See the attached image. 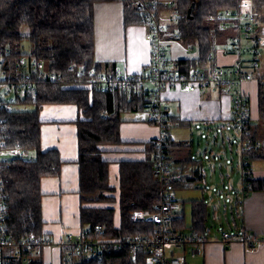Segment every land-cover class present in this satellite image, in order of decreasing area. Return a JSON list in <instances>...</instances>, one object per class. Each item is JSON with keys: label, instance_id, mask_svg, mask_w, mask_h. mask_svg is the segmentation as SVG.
<instances>
[{"label": "trees", "instance_id": "1", "mask_svg": "<svg viewBox=\"0 0 264 264\" xmlns=\"http://www.w3.org/2000/svg\"><path fill=\"white\" fill-rule=\"evenodd\" d=\"M109 1L121 2L124 25L141 24L138 10L130 0H0V149L19 148L24 153H33L30 160L19 156L0 160V178L9 194L5 231L10 239L28 235L48 237L42 231L40 179L58 176L63 161L57 149H40L39 112L47 103L75 104L85 117L75 121L81 229L87 227L93 237L154 234L155 223L130 219L133 210H154L160 201L158 181L152 171V154L156 150L154 140L147 142L146 158L118 162V227L113 223L112 207L84 205L114 200L113 196L106 194L114 191V187L109 184V161L103 159L100 146L122 143L120 124L125 120L123 114L145 111L151 98L149 89L127 93L119 89L102 92L93 87L89 95L88 88L78 86L89 82L98 73L115 69L114 61L101 63L94 57V4ZM171 1L169 7L160 5V9L166 8L178 14L177 21L169 25V32L176 29L179 42L197 43L198 49L196 58L172 60L182 70L203 67L208 61L207 54L218 46L215 39L219 36L223 39L225 35V30L217 27V13L236 9L242 0ZM251 1L257 11L264 9V0ZM25 42L29 44L27 49ZM21 58H24L22 63ZM33 61L40 62L42 67L37 68ZM51 74L53 79H50ZM260 79L257 89L258 121L252 122L250 117L248 123V136L253 141H260L258 126L264 122V84ZM21 81L25 82L23 86L19 85ZM166 120L169 134L170 124H174L172 114ZM146 122L156 125L155 121ZM170 146L168 138V153ZM260 147L243 152L248 162L264 159V150ZM181 183L180 180L175 181V188ZM243 184L247 190H264V179L253 180L251 175H244ZM190 204V232L206 235L205 201L192 200ZM96 224L103 226L102 235L95 231ZM171 228L173 232L186 228L184 216L175 217ZM148 252L139 250L133 258L125 248L106 253L99 260L85 255L67 257L61 250V264H143ZM41 254L42 251L29 264H42ZM11 264L25 263L17 259Z\"/></svg>", "mask_w": 264, "mask_h": 264}, {"label": "crops", "instance_id": "2", "mask_svg": "<svg viewBox=\"0 0 264 264\" xmlns=\"http://www.w3.org/2000/svg\"><path fill=\"white\" fill-rule=\"evenodd\" d=\"M161 11L163 23L167 26L168 38V35L176 29H171L172 32L168 29L169 25L173 24L169 21L171 10L163 8ZM93 20L96 61L101 63L114 61L115 69L130 74L137 73L147 66L149 44L145 38L146 28L141 24L124 25L120 1L96 2L93 8ZM189 43L170 40L167 43L168 55L175 60L198 57V49L194 52L187 51L186 45ZM224 43H220L213 50L215 60L219 64L233 65L237 61V56L222 49ZM119 62L123 63V69L118 67ZM243 87L250 98L251 121L257 122L258 79L253 78L245 82ZM162 96L174 118V124H170L169 127L171 143L169 160L185 177L181 185L175 188L176 217L184 216L186 228L181 232L189 233L192 214L190 202L203 199L206 203L205 230L207 231L205 235L207 239L204 242H186L179 247L170 246L167 248V253L181 255L183 264H264V242L259 243L253 250L247 249L238 241L226 245L221 234L210 233L208 225L210 201L205 199L203 193L208 192V199L212 200L213 191L234 187L237 184L242 196L236 197L237 219L233 220L239 222V226L228 231L264 235V190H247V195L243 196L242 160L236 177L233 176L234 169L228 162L229 154L226 153V147L231 141L229 142L230 132L226 126H232L229 95L207 89L183 91L175 88L164 90ZM126 113L125 120L120 124L122 143L100 146L103 159L109 161V184L114 187V191L106 194L113 196L114 200L84 204L112 207L115 227L120 225L118 162L146 158L149 147L147 142L153 140L159 133L157 125L136 121L129 112ZM39 119L40 149L43 151L57 149L63 161L58 176H44L40 179L42 231L53 241L42 249L41 261L42 264H61L62 249L59 242L66 234L81 230L75 121L85 117L75 104L47 103L41 107ZM206 129L211 130L208 135L204 134ZM203 135L207 136V140L202 138ZM204 142H208L207 146ZM27 155L33 156V153ZM248 164L251 178L263 180L264 159L250 161ZM191 193L199 196L190 197Z\"/></svg>", "mask_w": 264, "mask_h": 264}, {"label": "built area", "instance_id": "3", "mask_svg": "<svg viewBox=\"0 0 264 264\" xmlns=\"http://www.w3.org/2000/svg\"><path fill=\"white\" fill-rule=\"evenodd\" d=\"M140 15V22L146 28L145 38L149 44V61L147 66L137 73H125L118 69L98 73L89 82L78 86L89 89L93 87L100 91L119 89L127 93L149 89L151 98L149 107L144 111L145 121H155L159 128L158 135L153 139L156 150L152 154L153 174L157 178L160 189V201L154 210L135 209L130 214L133 222L155 223L154 234H132L127 237H105L101 224L94 226L102 236H91L88 228H82L77 233H68L59 242L67 257L85 255L89 258L101 259L104 254L128 249L133 256L139 250L149 252L144 257L143 264H183V257L178 254L167 253L170 246H181L186 242H204L207 238L203 234L194 232H173L171 223L176 217L177 199L174 182L183 181V174L175 169L169 160L166 150L169 134L167 116L171 115L170 107L165 103L162 92L166 89H181L195 91L207 89L212 92L225 93L231 100V124L239 136L242 156V175H251L248 160L243 152L252 148H259L261 141L249 138L248 123L250 121V98L244 90V83L252 80V71L260 65L261 45L264 43V22L251 0H242L236 9H224L217 13V27L221 30L233 29V34L221 47L226 52L237 56L235 64H219L215 60L214 52L207 54V63L189 70H182L168 55V42L178 41L179 31H174L166 37L167 26L163 23L160 5L169 7L171 0H130ZM178 14L170 11L169 21L175 23ZM187 51H197V45L189 43ZM24 58H21L22 63ZM33 65L41 68L42 64L33 61ZM53 79V74L50 75ZM21 81L19 85L23 86ZM30 87H33L30 85ZM19 156L32 159L19 148L0 149V160L6 161ZM247 195V188L243 189V196ZM9 194L4 189L0 178V264H11L20 259L23 263H31L41 253L42 249L53 243L49 237L28 235L13 240L5 231L6 205ZM89 231V235H88ZM222 240L226 245L236 241L243 243L247 249L253 250L264 242V235H251L246 232L223 231Z\"/></svg>", "mask_w": 264, "mask_h": 264}, {"label": "rangeland", "instance_id": "4", "mask_svg": "<svg viewBox=\"0 0 264 264\" xmlns=\"http://www.w3.org/2000/svg\"><path fill=\"white\" fill-rule=\"evenodd\" d=\"M257 10V9H256ZM259 12V15L262 17L261 21L264 22V9ZM26 29V28H25ZM23 28V30H25ZM221 30V29H220ZM233 34V29L229 28L225 30L224 38L222 39V36H219L215 39V42L220 43L227 42L228 37ZM197 45V43H194ZM28 43H24L25 48H28ZM217 47V46H216ZM118 67L120 69H123V63L119 62ZM253 78H257L259 81L263 80L264 84V43L261 45V53H260V65L255 68V70L252 71ZM91 95V93L89 94ZM28 108V107H25ZM133 119L136 121H143L141 120L142 117L145 116V112H129ZM127 113H124L123 117ZM138 117V118H137ZM136 118V119H135ZM227 130L230 132V145H227L226 147V153L229 154L228 162L230 163L231 167L234 169L233 176L236 177L237 173L239 172L241 168V150H240V141L239 136L235 129L231 125L226 126ZM196 132V130L194 131ZM204 134L208 135L211 130H204ZM227 132V131H226ZM258 132L260 135V141H261V149L264 150V122L261 123L258 126ZM203 139L207 140V136L203 135ZM263 141V142H262ZM208 143V142H207ZM207 143L204 142V145L207 146ZM240 187L236 184L234 187H228L226 189L213 191L212 196L213 199H208V192H204V197L207 201H210L209 205V217H208V225L210 226V233L213 234H221L223 231L233 230L236 226H239V222H235L233 219L236 218V197L242 196L240 194ZM242 193V192H241ZM199 196V194L194 195L190 194V197ZM236 216V217H235ZM118 221V219H116ZM184 231V230H183Z\"/></svg>", "mask_w": 264, "mask_h": 264}, {"label": "water", "instance_id": "5", "mask_svg": "<svg viewBox=\"0 0 264 264\" xmlns=\"http://www.w3.org/2000/svg\"><path fill=\"white\" fill-rule=\"evenodd\" d=\"M193 6V3L191 4V7ZM190 13V9L188 10V14Z\"/></svg>", "mask_w": 264, "mask_h": 264}]
</instances>
